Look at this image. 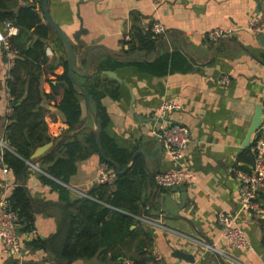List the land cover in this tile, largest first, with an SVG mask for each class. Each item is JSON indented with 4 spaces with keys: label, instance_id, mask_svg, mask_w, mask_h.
<instances>
[{
    "label": "crops",
    "instance_id": "crops-1",
    "mask_svg": "<svg viewBox=\"0 0 264 264\" xmlns=\"http://www.w3.org/2000/svg\"><path fill=\"white\" fill-rule=\"evenodd\" d=\"M36 1H41L38 11L46 23L42 0ZM49 10L73 40L81 72L90 59L89 75L76 78L91 93L94 109L99 106L107 115L105 132L132 155L119 168L125 170L121 175L108 164L113 180L105 184L116 191L118 177L134 174L135 162L144 174L129 177V186L120 190L122 206H113L107 201L109 191L104 200L93 194L104 184L100 154L78 161L68 182L45 171L41 158L54 148L53 140L42 145L51 144L48 151L34 157L42 146L36 147L26 171L16 174L3 157L5 150L17 153L4 139L11 123L6 90L8 86L11 93V71L0 46V200L7 198L10 204L15 188L23 186L34 208L32 231L21 232V254L0 247V264H264V214L243 208L235 172L250 170L254 163L257 133L244 144L257 108L264 106V45L260 34L247 28L264 14V0H168L158 6L150 0H50ZM158 21L166 30L155 35L152 25ZM6 22L0 21V29ZM216 29L231 34L213 40L209 32ZM46 55L67 61L63 42L51 27ZM45 67L41 106L54 138L68 125L55 99L45 93H53L49 79L65 68L59 62L54 71ZM223 76L229 77L228 84L221 82ZM62 96L60 89L55 98ZM165 101L181 105L167 120L191 132L180 163L154 134L165 122L158 115ZM80 102L79 127L90 132L94 121L89 118L85 126V97ZM138 151L144 156L133 159ZM179 165L189 167L195 181L158 187L155 175ZM46 177L66 189L54 188ZM260 202L264 208V193ZM104 209L109 214L102 218ZM223 211L236 217L251 249H236L223 237ZM121 214L133 217L131 233L118 220Z\"/></svg>",
    "mask_w": 264,
    "mask_h": 264
},
{
    "label": "trees",
    "instance_id": "trees-1",
    "mask_svg": "<svg viewBox=\"0 0 264 264\" xmlns=\"http://www.w3.org/2000/svg\"><path fill=\"white\" fill-rule=\"evenodd\" d=\"M25 2L20 5L18 0H0V21L11 20L19 27V33L10 37L13 47L19 54L11 69L12 78L8 80L11 94L14 96V100L11 103L14 111L9 116L11 123L8 125L4 137L7 144L15 150L17 155L10 150H5L3 157L5 163L16 174L22 175L28 167L27 162L31 160L33 150L53 140L54 148L41 158V164L46 165L44 169L50 175L68 182L70 177L76 172V163L78 161L84 160L93 154H100L96 133L92 129L90 132L88 130L85 132L79 127L82 120L80 100L84 96L78 92L70 80L68 62L65 59L51 61L46 55L50 26L43 22L42 16L38 11L41 8V1L25 0ZM17 7H19L18 10L15 9ZM57 61L64 66V72L55 74L54 80L49 79L53 93H45V96L55 99L56 106L65 115L68 128L59 136L53 138L48 132L49 125L43 114L44 107L41 106L43 97L40 89V80L47 71L45 66L47 65L54 71L58 67ZM60 89L63 90V96L57 101L55 94L59 93ZM95 110L100 126L104 153L109 159L115 161L120 169H124L131 160L132 155L129 150L119 147L112 138L108 137L105 132L108 117L99 106ZM59 151H65L66 153L62 155ZM101 160L107 162L102 156ZM108 164L111 168H114L113 164ZM142 168L140 163L135 162L134 174L128 175L126 173L118 177L116 181L118 189L116 191L112 190L110 185L104 183L96 186L93 194L104 200L109 191L111 195L107 198L108 203L121 207L122 203L120 200L123 193L120 190L129 186V177L141 178L144 174ZM139 171L141 172L140 175L138 174ZM46 181L61 191L66 189L52 178L46 177ZM134 195L135 192L133 197ZM136 197H138V194ZM9 199L10 208L16 211L20 218V233L32 231L34 208L26 189L23 186L16 187ZM114 213L113 211V219L115 220ZM106 214H109L108 209L102 210L100 215L103 218ZM118 220L123 226L126 224L127 230L131 233L130 228L134 221L133 217L121 214L118 216ZM71 260L70 258V262Z\"/></svg>",
    "mask_w": 264,
    "mask_h": 264
},
{
    "label": "built area",
    "instance_id": "built-area-1",
    "mask_svg": "<svg viewBox=\"0 0 264 264\" xmlns=\"http://www.w3.org/2000/svg\"><path fill=\"white\" fill-rule=\"evenodd\" d=\"M24 2L25 0H18ZM155 6L168 0H150ZM248 30L256 34L264 33V14L252 19L248 23ZM166 30L161 22H155L152 25V31L155 35H160ZM19 33V27L12 21H7L5 29H0V46L7 56L8 68L11 71L15 64L18 51L13 48L10 37ZM231 34L227 29H216L209 32V37L218 40ZM48 54H53L51 49ZM8 79L12 75L8 74ZM0 75V80H1ZM229 77L223 76L222 83L228 84ZM1 86V83H0ZM8 98V113L13 112L12 102L14 96L6 86ZM181 108L180 103L176 101H165L158 110L160 118L164 119L159 131L154 132L163 142L164 148L168 154L178 163L184 155V151L191 141V132L187 126L181 123L168 121V116ZM255 159L250 170L237 169L236 179L239 182L241 203L246 210L264 214V208L260 202V196L264 193V106L262 107V119L260 127L255 138ZM100 181L111 183L112 174L109 172V165L103 162L100 165ZM196 179L194 173L189 167L179 165L175 168L159 172L155 175V183L160 187H176L184 182H194ZM219 221L223 229V237L236 249H251L252 244L243 229L237 223L236 217L230 212L223 211L219 214ZM20 218L16 211L10 208L7 198L0 200V247L7 253L21 254L22 241L20 233ZM129 264V263H124Z\"/></svg>",
    "mask_w": 264,
    "mask_h": 264
},
{
    "label": "water",
    "instance_id": "water-1",
    "mask_svg": "<svg viewBox=\"0 0 264 264\" xmlns=\"http://www.w3.org/2000/svg\"><path fill=\"white\" fill-rule=\"evenodd\" d=\"M49 1L50 0H42V12H43V17L44 20L46 21V23L60 36L63 45L65 47L66 50V56H67V62H68V71H69V77L70 80L72 82V84L74 85V87L78 90V92L83 95L85 97L86 100V106H87V113H88V119L86 120L85 126L88 125V120L89 118H92L94 121V131L96 133V138H97V143L99 146V151H100V155L104 158V160H106L107 162L113 164L117 170V173L119 175L123 174L125 172L121 171L117 165V163L111 159H109L103 150L102 147V141H101V135H100V126L98 123V118L96 115V111L94 109L93 106V102H92V97L90 95V93L88 92V90L85 88V86L76 78V75L79 76H87L90 73V59H88V63L87 66L85 67V70L83 72H81L79 70V61L77 59V55H76V51L74 48V43L73 40L69 37V35L60 27V25L52 18L51 14H50V10H49ZM258 41L264 45V33L260 34L258 37ZM108 75L111 76H115L117 77L116 73L111 72V71H107L106 72ZM261 119H262V106H259L257 108L256 114L253 118L252 121V125L249 129L248 135L246 137V142H245V146L249 145V143L252 140V135L257 133L260 124H261ZM80 130V129H78ZM76 130V131H78ZM74 131V132H76ZM51 144H47L45 146L40 147L39 149H37V151L34 154V157H37L41 154H43L44 152L48 151V149L50 148ZM137 155H141L144 156V153L142 151H138L136 153V155L133 157V159L137 156ZM129 168V166L127 167V169ZM126 169V170H127ZM159 187V186H158ZM192 258V257H191Z\"/></svg>",
    "mask_w": 264,
    "mask_h": 264
}]
</instances>
